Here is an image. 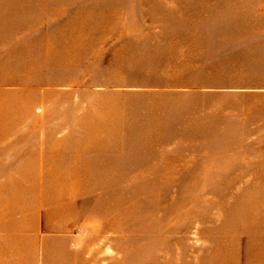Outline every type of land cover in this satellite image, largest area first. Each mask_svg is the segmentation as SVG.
I'll list each match as a JSON object with an SVG mask.
<instances>
[{
  "label": "rangeland",
  "instance_id": "374dc122",
  "mask_svg": "<svg viewBox=\"0 0 264 264\" xmlns=\"http://www.w3.org/2000/svg\"><path fill=\"white\" fill-rule=\"evenodd\" d=\"M0 264H264V0H0Z\"/></svg>",
  "mask_w": 264,
  "mask_h": 264
}]
</instances>
